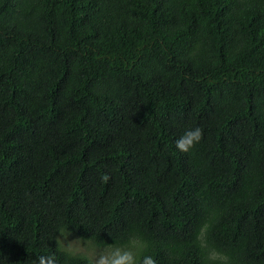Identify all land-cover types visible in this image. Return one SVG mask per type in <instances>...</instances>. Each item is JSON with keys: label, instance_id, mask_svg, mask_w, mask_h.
<instances>
[{"label": "trees", "instance_id": "1", "mask_svg": "<svg viewBox=\"0 0 264 264\" xmlns=\"http://www.w3.org/2000/svg\"><path fill=\"white\" fill-rule=\"evenodd\" d=\"M206 220L264 264V0H0V264H203Z\"/></svg>", "mask_w": 264, "mask_h": 264}, {"label": "clouds", "instance_id": "2", "mask_svg": "<svg viewBox=\"0 0 264 264\" xmlns=\"http://www.w3.org/2000/svg\"><path fill=\"white\" fill-rule=\"evenodd\" d=\"M203 138L201 128L188 130L176 141V148L182 153L190 152ZM109 176L101 177L107 182ZM212 224L207 220L197 230L195 240L203 254V264H232L230 255L214 247L208 235ZM148 248L147 240L139 233H132L123 244L104 245L94 251L90 264H156L152 255H146ZM36 264H57L55 255L40 256Z\"/></svg>", "mask_w": 264, "mask_h": 264}, {"label": "rangeland", "instance_id": "3", "mask_svg": "<svg viewBox=\"0 0 264 264\" xmlns=\"http://www.w3.org/2000/svg\"><path fill=\"white\" fill-rule=\"evenodd\" d=\"M65 236L62 239V247L63 249L67 250L68 252L71 253H80V254H85V256L87 255L90 259H92V255L94 253V251L96 249H98L97 247L93 246L90 243L87 242H82L80 240H78L77 238H75L73 235H69ZM64 235H62L63 237ZM60 237V239L62 238Z\"/></svg>", "mask_w": 264, "mask_h": 264}]
</instances>
